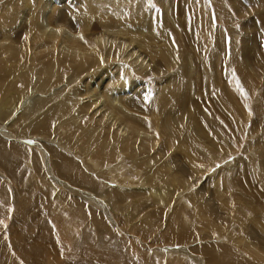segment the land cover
<instances>
[{
    "label": "rangeland",
    "instance_id": "374dc122",
    "mask_svg": "<svg viewBox=\"0 0 264 264\" xmlns=\"http://www.w3.org/2000/svg\"><path fill=\"white\" fill-rule=\"evenodd\" d=\"M0 140V264H264V0H0Z\"/></svg>",
    "mask_w": 264,
    "mask_h": 264
},
{
    "label": "bare ground",
    "instance_id": "6f19581e",
    "mask_svg": "<svg viewBox=\"0 0 264 264\" xmlns=\"http://www.w3.org/2000/svg\"><path fill=\"white\" fill-rule=\"evenodd\" d=\"M41 19V18H40ZM64 20V19H63ZM42 21V20H41ZM85 21V20H84ZM33 25H35V24H33ZM35 27V26H34ZM37 28V27H36ZM37 31H41V30H37ZM43 35H46V34H44V33H42ZM82 47H79V49H78V51H80V49H81ZM82 50V49H81ZM28 96V95H27ZM93 102H95V101H93ZM21 104V103H20ZM93 104H95V103H93ZM15 106V105H14ZM16 106H18V103L16 104ZM104 106H107L106 104H104L103 105V107ZM94 107H96V106H94ZM108 107V106H107ZM98 109V107H96V110ZM113 110H117L115 107H113ZM105 111V110H104ZM103 111V112H104ZM94 113L93 114H96V111L94 110L93 111ZM103 112H101V113H103ZM112 112H110V114H111ZM120 114V113H119ZM113 115H118V113L116 112V111H114V114ZM93 116V115H92ZM101 116V115H100ZM112 116V115H111ZM96 117V116H95ZM116 118V117H115ZM118 118V117H117ZM105 122V121H104ZM133 122V121H132ZM105 124V123H104ZM110 124V123H109ZM128 124L130 125V126H133L132 124L133 123H129V121H128ZM101 125H102V127H103V124L101 123ZM112 125V124H111ZM135 125V124H134ZM112 126H114V125H112ZM110 128V127H109ZM114 128V127H113ZM103 129H104V127H103ZM106 129V128H105ZM111 130V129H110ZM114 130H116V129H114ZM131 130H133V131H136V130H134V129H131ZM111 132H113V135L115 136V131H111ZM120 135V134H119ZM123 135V134H122ZM6 144V143H5ZM16 151H17V149L15 148V147H13V146H11V149L10 150H8V148L6 147V145H4L3 143H2V140H0V161H1V166H3V167H7V165H6V163H5V161L4 160H6L8 157H9V155H17V153H16ZM18 155H19V152H18ZM58 157L60 158V160H59V163H61L60 164V166H56V168H55V172H56V174H58V175H60V177L62 176V178L63 179H68L69 181H71V183H73V184H77V183H81L82 184V186L85 188V189H87V190H89L90 189V183H93V182H95V180L94 179H92V178H90L89 176H87L86 174H85V172H84V170L80 167V166H77L70 158H68V157H66V156H61V155H58ZM55 164V163H54ZM97 174V173H96ZM96 174H94V175H96ZM67 180V181H68ZM85 184H87V187L85 186ZM100 196H102V194H100ZM79 212V211H78ZM43 230V229H42ZM209 253H207L208 255H209V257H211L212 258V262H211V264H214V261H215V257H213V254H214V252L212 251V249H209V251H208Z\"/></svg>",
    "mask_w": 264,
    "mask_h": 264
}]
</instances>
